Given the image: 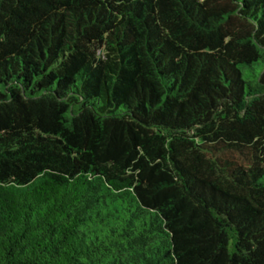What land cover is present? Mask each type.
<instances>
[{"label": "trees", "instance_id": "1", "mask_svg": "<svg viewBox=\"0 0 264 264\" xmlns=\"http://www.w3.org/2000/svg\"><path fill=\"white\" fill-rule=\"evenodd\" d=\"M0 264H264V0H0Z\"/></svg>", "mask_w": 264, "mask_h": 264}]
</instances>
